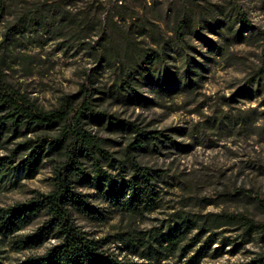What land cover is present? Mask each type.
<instances>
[{
	"label": "rangeland",
	"instance_id": "374dc122",
	"mask_svg": "<svg viewBox=\"0 0 264 264\" xmlns=\"http://www.w3.org/2000/svg\"><path fill=\"white\" fill-rule=\"evenodd\" d=\"M117 2L123 14L131 13L132 8L136 11L135 20H120L118 38H129L134 46L131 51L161 52L162 64L175 74L164 85L166 88L155 78H146L138 82V97L119 89V69L107 64L98 66L88 51V42L100 37L99 12H92L94 22L82 37L77 24L86 7L68 4L69 0H9V6L0 13V76L36 105L49 109L57 107L63 95L78 90L85 72L93 73L94 109L133 121L144 130H162L173 138L172 142L159 141L158 147L146 144L133 151L142 163L168 172L162 206L145 216L141 228L158 223L176 209L203 215L245 212L261 218L255 198L264 199V117L259 114L264 109V89L258 94L252 79L264 47V0ZM54 3L60 5L61 12L47 22L37 21V25L19 30L15 36L11 34L9 27L25 11L55 8ZM60 13L68 22L58 23ZM178 17L187 21L183 42H178L172 31ZM182 56L188 66L181 62ZM186 71H196L197 78L190 88H185L181 78ZM244 116L248 121L253 117L256 120L244 124ZM86 123L87 129L106 139L104 147L116 156L123 154L135 135L96 116L86 119ZM45 132L48 131L38 129L33 135ZM15 145L6 143L0 154L10 153ZM51 175L49 162H43L32 177L15 169L1 175L0 205L25 200L37 190H49ZM83 190L97 193L92 188ZM75 217L85 229L99 236L113 233L112 224L119 223L116 212L105 223L77 213ZM30 230L29 226L25 232ZM238 233L229 230L224 235L236 238ZM109 245L118 250L116 243ZM0 247L5 248L3 243ZM262 247L264 242L256 238L235 254L208 255L199 264L241 260L249 250ZM24 253L7 251L11 259ZM183 262L172 257L162 264Z\"/></svg>",
	"mask_w": 264,
	"mask_h": 264
},
{
	"label": "trees",
	"instance_id": "16d2710c",
	"mask_svg": "<svg viewBox=\"0 0 264 264\" xmlns=\"http://www.w3.org/2000/svg\"><path fill=\"white\" fill-rule=\"evenodd\" d=\"M9 4V0H0V13ZM54 4L55 8L25 11L9 27L11 34L47 22L61 12L60 5ZM68 4L86 7L77 24L82 37L94 22L92 12H99L100 37L88 42V51L98 66L107 64L119 69V89L138 97V82L155 78L166 88L164 85L175 78L162 64L159 50L131 51L132 41L126 36L124 40L118 38L120 20L136 19L134 8L126 15L117 0H69ZM57 21L62 24L68 18L61 14ZM186 22L185 17L174 21L172 31L178 42L184 41ZM181 62L189 65L184 56ZM94 76L85 72L78 90L63 95L59 105L49 109L36 105L0 76V148L16 143L10 153L0 154V176L15 169L32 177L43 162L50 163L52 172L49 190H37L25 200L0 205V243L5 246L0 247V264H162L172 257L184 260L183 264H199L208 255L235 254L256 238L264 242L262 198H255L261 218L245 212L203 215L176 209L158 223L141 228L145 216L162 206L168 172L142 163L133 151L146 144L158 147L159 141L172 142L173 138L162 130H144L133 121L94 109ZM181 78L185 88H190L197 78L196 71H186ZM252 84L258 94L264 89V47ZM259 114L264 117V109ZM94 116L135 133L121 156L108 151L104 147L106 139L86 128V119ZM247 117H242L244 124L256 120L253 117L248 121ZM38 129L48 132L33 135ZM83 188L97 193L90 194ZM244 194L250 196L247 191ZM114 212L119 216V223L112 224L115 231L101 236L85 229L75 217L77 213L105 223ZM29 226L31 230L25 232ZM229 230L239 231L237 237L224 235ZM111 242L117 244V251L111 249ZM7 251L25 253L11 259ZM225 264H264V247L249 250L247 257Z\"/></svg>",
	"mask_w": 264,
	"mask_h": 264
}]
</instances>
